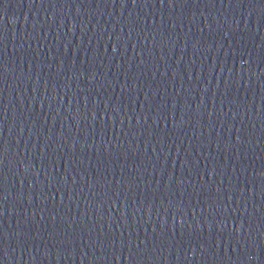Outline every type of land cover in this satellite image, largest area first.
Masks as SVG:
<instances>
[{
	"label": "water",
	"instance_id": "obj_1",
	"mask_svg": "<svg viewBox=\"0 0 264 264\" xmlns=\"http://www.w3.org/2000/svg\"><path fill=\"white\" fill-rule=\"evenodd\" d=\"M0 264H264V0H0Z\"/></svg>",
	"mask_w": 264,
	"mask_h": 264
}]
</instances>
